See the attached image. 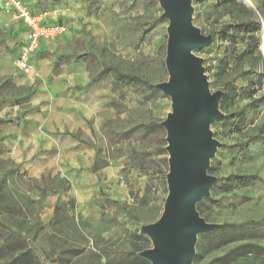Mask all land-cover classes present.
Instances as JSON below:
<instances>
[{
	"label": "rangeland",
	"instance_id": "1",
	"mask_svg": "<svg viewBox=\"0 0 264 264\" xmlns=\"http://www.w3.org/2000/svg\"><path fill=\"white\" fill-rule=\"evenodd\" d=\"M83 1L76 57H85L92 80L103 81L114 96V116L101 126L95 148L96 166L105 158L118 165L128 196L124 202L100 198L98 218L92 220L67 196L66 179L49 172L30 177L0 142V264L24 255L33 258L31 264H139L133 257L152 247L140 228L160 217L167 196L161 122L171 112V100L155 85L168 80V21L156 0ZM249 1L251 7L241 0L235 5L191 0L193 26L211 35L208 46L194 51L209 89L223 95L229 86L236 91L210 125L219 145L207 172L216 181L198 213L222 229L197 236L192 264H264V54L259 49L264 23L255 9L264 13V0ZM252 17L259 31L245 33ZM2 86V99L22 94L11 84ZM245 222L250 224L230 228ZM247 243L258 247L223 262V255Z\"/></svg>",
	"mask_w": 264,
	"mask_h": 264
},
{
	"label": "crops",
	"instance_id": "2",
	"mask_svg": "<svg viewBox=\"0 0 264 264\" xmlns=\"http://www.w3.org/2000/svg\"><path fill=\"white\" fill-rule=\"evenodd\" d=\"M21 1L43 24L64 25L66 32L53 41L40 39L30 58L33 70L21 72L14 60L28 29L0 2V90L8 82L22 91L18 97H0L3 143L30 177L49 172L66 179L67 196L79 212L96 220L100 198L124 202L128 190L113 161L105 158L94 167L99 162L95 148L102 139L101 126L114 116V96L103 81L92 80L85 57H76L86 3Z\"/></svg>",
	"mask_w": 264,
	"mask_h": 264
},
{
	"label": "water",
	"instance_id": "3",
	"mask_svg": "<svg viewBox=\"0 0 264 264\" xmlns=\"http://www.w3.org/2000/svg\"><path fill=\"white\" fill-rule=\"evenodd\" d=\"M156 1L168 21V80L155 85L171 100V112L161 122L168 154L167 196L160 217L140 228L152 247L139 257L150 264H192L197 236L219 227L200 217L196 205L209 197L216 181L207 172L219 145L210 125L221 116L223 92L210 91L202 59L194 54L210 44L211 35L193 26L191 0Z\"/></svg>",
	"mask_w": 264,
	"mask_h": 264
},
{
	"label": "built area",
	"instance_id": "4",
	"mask_svg": "<svg viewBox=\"0 0 264 264\" xmlns=\"http://www.w3.org/2000/svg\"><path fill=\"white\" fill-rule=\"evenodd\" d=\"M0 2L11 8L15 17L28 29L26 40L20 47L18 57L14 60V67L21 72H30L33 70L30 58L38 48L40 39L53 41L66 32V27L61 24H43L40 17L32 14L21 0H0Z\"/></svg>",
	"mask_w": 264,
	"mask_h": 264
},
{
	"label": "trees",
	"instance_id": "5",
	"mask_svg": "<svg viewBox=\"0 0 264 264\" xmlns=\"http://www.w3.org/2000/svg\"><path fill=\"white\" fill-rule=\"evenodd\" d=\"M216 1L217 3L221 4V5H235V4H239L237 2V0H214ZM242 2V1H241ZM242 4H245L242 2ZM245 6V5H244ZM247 6V5H246ZM257 11H258V14L261 16L262 20H263V23H264V13L261 12L260 9H258V7L256 6L255 8ZM246 10H249V9H246ZM250 14L253 15V12L254 11H249ZM246 24L247 25H251L253 24L251 27H247L245 28V33H251V32H254V31H259V25L257 23V21L252 17L248 20H246ZM251 39H253L254 37H250ZM257 45V44H255ZM255 47V46H254ZM78 58H83V57H78ZM119 77H123V78H126V76L124 75H118ZM95 81V80H93ZM130 81H132V78H130ZM130 81H127V84L130 82ZM3 84H10L8 82H4L2 83ZM258 84L262 85V81H261V76L259 77V82ZM3 87V86H2ZM236 97V91H235V88L232 87V86H229L227 88V93L225 95H223L219 101V108H224L226 106V104H228V102H232ZM1 119H0V123H1ZM3 141V137L0 136V142ZM94 167H96V164L94 165ZM236 178V177H235ZM237 179H240V178H237ZM66 184H67V181L65 180ZM67 187H68V184H67ZM214 189V187H213ZM212 189V190H213ZM209 199H203L200 203H198L196 205V210L198 211V213H202L203 211V206H204V201H208ZM250 224V222H245L243 224H232L230 226L231 230H238V229H241L243 226H248ZM222 228H218L216 230H214V232L210 233L209 236H213L214 234L218 233ZM258 247L257 245L255 244H250V243H247V244H243V245H240L236 248H234L233 250H231L230 252L226 253L225 255H223L221 257V259L223 260L224 263H228L229 261L233 260L234 258H236L237 256H240V255H243L244 253H250L252 252V250L254 248ZM139 251V250H138ZM136 251V252H138ZM133 260H136L139 264H149L148 261H146L145 259L143 258H138L137 256L133 257ZM33 261V258L31 256H27V255H24L22 256L21 258H17L7 264H31V262Z\"/></svg>",
	"mask_w": 264,
	"mask_h": 264
},
{
	"label": "bare ground",
	"instance_id": "6",
	"mask_svg": "<svg viewBox=\"0 0 264 264\" xmlns=\"http://www.w3.org/2000/svg\"><path fill=\"white\" fill-rule=\"evenodd\" d=\"M243 3H245L247 6H249L247 3L250 2L249 0H241ZM260 51L262 52V54H264V39L262 40V43L260 44L259 47Z\"/></svg>",
	"mask_w": 264,
	"mask_h": 264
}]
</instances>
